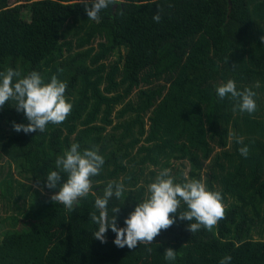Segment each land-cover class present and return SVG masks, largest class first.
Returning a JSON list of instances; mask_svg holds the SVG:
<instances>
[{
    "label": "trees",
    "instance_id": "16d2710c",
    "mask_svg": "<svg viewBox=\"0 0 264 264\" xmlns=\"http://www.w3.org/2000/svg\"><path fill=\"white\" fill-rule=\"evenodd\" d=\"M17 3L0 0V72L37 71L46 82L55 74L67 83L73 108L63 123L28 134L13 128L28 123L14 101L0 108V156L11 167L0 197L13 196L12 167L23 198V179L43 186L73 143L81 151L96 146L105 163L75 211L39 188L22 220L0 218V264H219L226 255L230 264H264V0H118L99 21L88 19L79 0ZM228 79L256 92L254 113L234 112L232 99L216 95ZM165 168L176 182L204 177L222 192L225 219L192 234L177 216L151 244L133 250L118 248L111 229L106 243L95 239L89 214L107 183L125 186L108 205L110 216L120 207L117 223L125 227ZM185 210L181 202L178 214ZM167 248L176 251L174 261L164 258Z\"/></svg>",
    "mask_w": 264,
    "mask_h": 264
},
{
    "label": "clouds",
    "instance_id": "9594fccd",
    "mask_svg": "<svg viewBox=\"0 0 264 264\" xmlns=\"http://www.w3.org/2000/svg\"><path fill=\"white\" fill-rule=\"evenodd\" d=\"M118 0H79L84 5V11L89 20L99 21L100 13L117 5ZM123 3V0H119ZM172 5H169L171 7ZM123 16L121 9L118 13ZM161 10L153 15V21H161ZM264 42V36L260 37ZM58 69V72H62ZM255 87H259L257 81ZM67 83L53 74L50 81L37 71H31L22 76L19 70L7 68L0 72V108L9 101L15 102L17 112H22L28 121L27 124L13 123L16 132L25 134L44 132L49 123L59 125L71 114L73 105L65 95ZM216 95L223 100L228 97L235 103L233 111L252 114L257 109L254 99L256 92L251 88L237 89L236 82L228 79L216 87ZM239 144H243L241 137L233 134ZM239 152L245 158L249 155L248 146H243ZM105 163L104 157L99 154L96 146L80 150V145L73 143L63 155L58 156L55 165L57 170L50 171L44 180L43 186L36 181V186L46 187L49 190L57 189L50 199L65 207L69 212L76 210L81 198L87 197L92 190V177L98 176ZM63 174V175H62ZM62 177H66L63 179ZM125 192L123 182L110 181L107 183L101 196L94 201L95 212L89 214L91 221L98 226L93 233L95 239L106 243V233L109 229L115 233L113 243L118 248L135 249L138 244H151L161 233L175 222L177 216L181 221H189L187 230L196 233L201 228L211 231L220 220L225 219L226 206L223 203V194L220 191L210 190L204 177L200 179H187L183 183L176 182L171 170L162 169L155 180L147 186V194L136 205L134 210L124 219L125 227H118L117 218L120 207L111 208L109 215V202L113 198L120 199ZM95 195V193H92ZM183 202L187 210L179 212ZM98 213V214H97ZM195 221V222H192ZM148 252L152 249L148 248ZM176 251L165 249L164 258L168 261L176 259ZM232 257L224 256L219 264H230Z\"/></svg>",
    "mask_w": 264,
    "mask_h": 264
},
{
    "label": "rangeland",
    "instance_id": "374dc122",
    "mask_svg": "<svg viewBox=\"0 0 264 264\" xmlns=\"http://www.w3.org/2000/svg\"><path fill=\"white\" fill-rule=\"evenodd\" d=\"M18 2L16 5L25 4V0H16ZM24 18L29 20L30 19V12L29 8L23 14ZM116 57H111V60H114ZM134 97V96H133ZM120 109V107H119ZM1 148V144H0ZM11 167H9L8 162L6 159L1 158L0 156V181H4L5 184L2 187L7 188L9 187V177L7 176V172H10ZM12 172L15 176V182L13 183V196L11 198H2L0 197V218L5 219L6 217L15 216L18 218V221L23 219V214L27 212V208L30 206V198L32 193L39 189L35 184L30 181L23 179L25 185L29 187V190L25 193V195L20 197L21 190L19 189L17 182L21 180L17 174L14 172V168L12 167ZM41 189V188H40ZM41 191V190H40ZM43 197H51L53 193L45 192L44 190L41 191ZM12 221H7V224H12ZM1 237V236H0Z\"/></svg>",
    "mask_w": 264,
    "mask_h": 264
}]
</instances>
